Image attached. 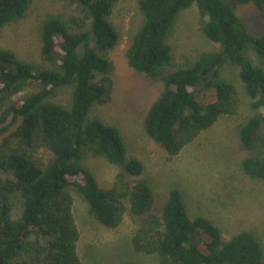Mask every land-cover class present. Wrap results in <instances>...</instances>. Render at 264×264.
<instances>
[{"label": "trees", "instance_id": "1", "mask_svg": "<svg viewBox=\"0 0 264 264\" xmlns=\"http://www.w3.org/2000/svg\"><path fill=\"white\" fill-rule=\"evenodd\" d=\"M30 1L0 0V28L22 18ZM69 1L77 14L68 20L48 16L40 24V65L0 48V264H81L70 191L109 229L120 225L128 202L130 213L140 218L132 247L156 255L159 264H264L254 234L244 231L224 238L208 219L189 218L176 190L158 213L152 212L150 186L140 179L131 182L141 176L142 163L126 160L116 127L88 116L93 105L111 99L113 64L106 54L119 42L110 20L117 0ZM246 3L260 13L259 35L249 34L235 13L237 5ZM137 5L142 23L128 42L125 58L133 71L163 83L143 121L157 146L177 155L220 116L236 114V90L221 78L225 67L238 69L252 109L264 111V0H137ZM192 5L201 18L207 17L202 33L219 49L171 69L168 38L179 12ZM247 46L261 65L245 56ZM60 87L71 90L67 106L51 101ZM28 89L30 93L17 97ZM238 135L250 153L241 170L264 179V112L247 119ZM42 148L52 154L46 164L35 157ZM88 151L122 167L108 189L100 188L82 163ZM15 195L21 210L13 220Z\"/></svg>", "mask_w": 264, "mask_h": 264}, {"label": "rangeland", "instance_id": "2", "mask_svg": "<svg viewBox=\"0 0 264 264\" xmlns=\"http://www.w3.org/2000/svg\"><path fill=\"white\" fill-rule=\"evenodd\" d=\"M236 15L244 23L249 34L259 35L263 22L252 3L235 7ZM77 14V8L69 0H31L24 16L0 28V48L12 50L18 59L32 65H40L39 29L48 16L63 20ZM110 20L119 42L107 52L113 64V89L106 104H95L89 118H97L118 129L126 146V160L135 158L143 170L131 182L144 180L153 193L152 212L158 213L172 190L179 192L189 218L203 217L218 227L228 239L240 232H250L261 243L264 252V179H253L240 168L242 160L250 153L239 140V129L249 119L263 110L255 111L238 78V69L225 67L221 78L232 84L238 98L237 112L233 116H220L211 127L202 131L192 142L174 156L157 146L145 133L143 121L152 102L160 94L163 83L133 71L126 62L125 49L142 23L137 0H117ZM201 18L196 6L183 9L177 15L168 38L173 50L170 68L188 66L201 54L217 51L219 46L202 33ZM245 56L255 65H261L258 54L250 47ZM21 92L17 97L30 93ZM69 87L56 90L52 102L67 106ZM37 161L46 164L52 157L47 149H39ZM82 163L94 175L102 189L112 186L115 175L122 169L105 158L85 152ZM72 215L78 230L77 254L81 264H159L156 255L135 251L132 235L140 218L126 211L122 222L114 229L101 225L90 214L86 202L74 191ZM21 201L13 196L11 218L19 216ZM197 242V237H193Z\"/></svg>", "mask_w": 264, "mask_h": 264}]
</instances>
